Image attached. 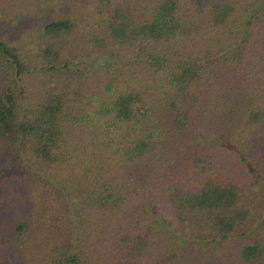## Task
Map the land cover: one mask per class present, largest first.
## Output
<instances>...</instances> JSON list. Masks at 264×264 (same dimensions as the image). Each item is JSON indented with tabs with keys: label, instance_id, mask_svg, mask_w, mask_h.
<instances>
[{
	"label": "trees",
	"instance_id": "1",
	"mask_svg": "<svg viewBox=\"0 0 264 264\" xmlns=\"http://www.w3.org/2000/svg\"><path fill=\"white\" fill-rule=\"evenodd\" d=\"M0 264H264V0H0Z\"/></svg>",
	"mask_w": 264,
	"mask_h": 264
}]
</instances>
